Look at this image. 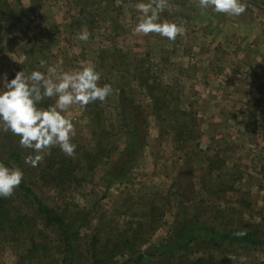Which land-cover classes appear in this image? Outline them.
<instances>
[{
  "label": "rangeland",
  "instance_id": "rangeland-1",
  "mask_svg": "<svg viewBox=\"0 0 264 264\" xmlns=\"http://www.w3.org/2000/svg\"><path fill=\"white\" fill-rule=\"evenodd\" d=\"M8 1L24 17L17 30L9 26L0 32V49L3 48L0 75L6 73L9 80L14 77L16 66L25 61L24 51L36 47L49 51L44 58L48 66L73 71L91 64L103 78L115 80L120 87H112V94L103 102L104 106H110L105 126L111 134L113 132L119 147L109 168L121 159L128 130L116 108L119 103L121 106L117 98L119 88L126 91V100L133 101L132 107L138 109L141 117L144 141L138 155L131 158L126 179L114 177L115 184L109 186L107 169L101 166L82 193L69 201L71 208L97 207L100 214H114L121 210L120 199L127 194L141 192L142 196L152 191L174 196L177 192L165 223L145 251L158 257L170 250L179 254L183 242L201 237L221 244L217 256L224 255L236 264L242 256L247 258L246 264H264V0H243L246 12L239 17L201 10L197 0H167L158 22H175L182 26V34L174 41L156 33L145 35L134 31L142 19L135 7L140 0H89L96 5L88 9L86 0ZM143 2L151 3V0ZM82 7L87 15L96 14L92 19L93 32L86 27H76ZM119 13L122 20L119 27L125 33L122 35L121 31L115 36L104 18ZM78 30H86L89 39L78 40L77 33L81 32ZM115 46L141 57L149 55L154 77L176 93L180 89L181 107L197 113L200 122L198 148L173 150L175 147L167 138L159 139L164 127L157 117L150 115L152 98L148 93L131 80L126 68L121 77L119 71L104 70L107 59L104 64L96 62L100 50ZM41 72L46 77L50 75L46 68H41ZM84 111L85 108L77 104L66 115L74 124L73 137L89 140L92 128L88 127ZM187 152L192 153L186 157ZM217 155L224 164L217 165L212 178L231 188L226 190V199L219 202L218 195L212 198L202 189L207 160ZM24 171L23 179L28 183L36 182L31 173ZM215 187L214 191L221 189ZM33 189L50 206L59 200L54 190L40 185H34ZM177 201L184 206L183 218L178 217L182 211ZM196 216L200 217L198 224L205 225L204 229L190 225L196 222ZM177 221L188 226H180ZM96 224L94 221L93 226ZM237 230H244L250 236L229 240L236 236ZM191 246V253L198 257L207 250V246L193 243ZM157 260V257H148L142 264H156ZM0 262L15 264L16 257L6 249L0 252Z\"/></svg>",
  "mask_w": 264,
  "mask_h": 264
},
{
  "label": "trees",
  "instance_id": "trees-1",
  "mask_svg": "<svg viewBox=\"0 0 264 264\" xmlns=\"http://www.w3.org/2000/svg\"><path fill=\"white\" fill-rule=\"evenodd\" d=\"M85 4L86 9L95 8L96 5L89 0H86ZM120 15L121 13L118 16L108 15V18H104L105 22L110 23L116 33L115 36H119L121 31L122 35L125 33L122 27H119L122 21ZM95 16L94 13L87 15L85 9L80 8V18L78 17L76 27H86L89 32H93L92 19ZM22 17H24L22 13L13 8L8 0H0V32L9 26L18 28ZM48 53L49 51L36 47L26 49L25 61L21 66L20 64L16 66L15 72L41 71L39 62L44 60ZM148 56L141 57L137 53L127 52L115 46L100 50L96 55V62L104 64L107 59L108 64L104 70L107 68L108 71L110 69L114 72L119 71L121 77H124L122 74H125L126 68L131 80L139 83L148 93L152 98L150 115L157 117L158 122L164 127L158 135L159 139L167 138L166 140L174 145L173 150H182L189 146L195 150L200 146L201 139L197 113L181 107L180 89L176 93L154 77ZM106 83L117 87L115 80L105 79L102 74L99 84L102 86ZM119 89L117 98L121 101V106L119 103L116 108L123 125L126 121L125 127L128 130L127 136L124 137L121 159L111 168L108 164L117 154L119 147L115 135L105 126L107 110L110 107L104 106L105 102L96 101L84 106L85 119L88 121V127L92 128L91 140H83L80 136L73 137L72 143L76 145V149L72 157L66 156L55 147L41 153L43 159L36 167L24 162L27 156L33 155L32 150L21 148L18 143L19 138L5 131L1 125L0 162L11 168L18 167L22 172L26 169L33 178L35 177L36 182L28 183L23 179L11 197L0 198V252L6 249L13 252L16 257L15 264H142L148 257H157L156 264H236L224 255L217 256L221 244L208 238L192 237L193 242L182 243L179 254L170 250L158 257L145 251V247L165 223L171 200L177 196V192H174V196L173 193L164 196L152 191L142 196L141 192L140 195L127 194L120 199L121 210L114 214L106 212L100 214L99 210L96 211L97 207L90 210L71 208L69 201L74 200L75 195L82 193L85 186L95 177V171L101 166L107 169L105 174L109 177V186L114 185L116 180H125L130 171L127 168L132 163L131 158L134 159L142 148L145 133L138 109L132 107V100H126V91L122 87ZM54 103V98H46L39 106L47 108ZM190 153L187 152L185 156ZM207 164L205 174L203 173L202 189L212 198L218 195L219 202L221 199H226V190L231 189L229 186L218 184L212 178L217 165L224 164V160L217 155L208 158ZM114 177L117 179L114 180ZM34 185L54 190L59 198L58 202H55L54 206L47 204L34 191ZM215 186L221 189L214 191ZM178 196L181 198L182 194ZM200 203L205 204V202ZM176 205L180 207L179 211H182L178 217L183 218V204L177 201ZM210 212L212 213L211 210ZM122 217L124 218L121 220ZM195 219L196 222L190 225L204 229L205 225L198 224L200 217L196 216ZM94 221L97 222L96 226H93ZM176 223L180 226H188L185 222ZM237 233L244 234L233 236L229 240L237 241L250 236L244 230H237ZM192 243L200 247L207 246L206 252L204 250L205 254L199 257L192 254Z\"/></svg>",
  "mask_w": 264,
  "mask_h": 264
},
{
  "label": "clouds",
  "instance_id": "clouds-1",
  "mask_svg": "<svg viewBox=\"0 0 264 264\" xmlns=\"http://www.w3.org/2000/svg\"><path fill=\"white\" fill-rule=\"evenodd\" d=\"M197 6L228 17H239L246 12L243 0H197ZM135 7L142 14L134 28L136 33H156L169 41L182 34L181 25L158 22L167 7V0H151V3L140 0ZM77 39L87 41L89 33L82 30L77 33ZM39 67L46 68L50 75L46 77L45 73L36 70L17 72L11 80L6 73L0 75V125L19 138L21 148L32 150L33 155L24 161L31 167H36L43 159L41 153L55 147L72 157L76 149L72 143L75 129L67 112L73 105L84 107L96 101L103 103L113 92L111 84H99L101 73L94 65L65 71L41 60ZM46 98H55L54 105L40 107ZM22 180L20 168H11L0 162V198L11 197ZM243 234L236 233L238 236ZM246 261V257L239 258V264H246Z\"/></svg>",
  "mask_w": 264,
  "mask_h": 264
}]
</instances>
